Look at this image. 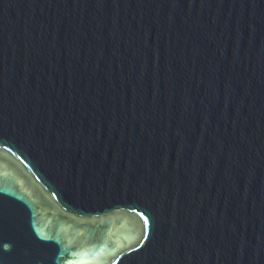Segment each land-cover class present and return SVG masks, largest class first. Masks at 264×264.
Returning <instances> with one entry per match:
<instances>
[{
	"label": "water",
	"instance_id": "obj_1",
	"mask_svg": "<svg viewBox=\"0 0 264 264\" xmlns=\"http://www.w3.org/2000/svg\"><path fill=\"white\" fill-rule=\"evenodd\" d=\"M2 264H264V0H0Z\"/></svg>",
	"mask_w": 264,
	"mask_h": 264
},
{
	"label": "snow or ice",
	"instance_id": "obj_2",
	"mask_svg": "<svg viewBox=\"0 0 264 264\" xmlns=\"http://www.w3.org/2000/svg\"><path fill=\"white\" fill-rule=\"evenodd\" d=\"M0 264H2V262H0Z\"/></svg>",
	"mask_w": 264,
	"mask_h": 264
}]
</instances>
